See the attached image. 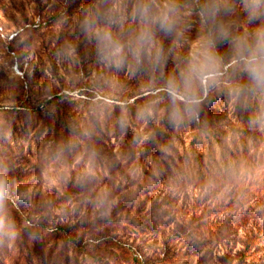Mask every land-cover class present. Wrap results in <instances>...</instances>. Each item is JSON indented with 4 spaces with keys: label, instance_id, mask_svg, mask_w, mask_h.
I'll list each match as a JSON object with an SVG mask.
<instances>
[{
    "label": "rangeland",
    "instance_id": "obj_1",
    "mask_svg": "<svg viewBox=\"0 0 264 264\" xmlns=\"http://www.w3.org/2000/svg\"><path fill=\"white\" fill-rule=\"evenodd\" d=\"M226 2L232 11L219 19L233 35L260 24L248 21L242 0ZM176 3L177 33L156 35L167 64L137 70L129 58L117 71L97 60L95 38L81 24L96 19L126 44L141 27L136 0H0V26L17 32L0 34V170L17 232L0 244V264H264V128L251 123L264 97L230 93V46H217L225 76L202 96L201 123L170 124L166 97L152 118L138 116L154 99L153 80L162 84L210 31L199 10L204 0ZM106 17L117 22L106 25ZM249 98L259 104L244 122L235 106ZM121 117L127 127L117 134L110 121ZM199 130L223 133L227 149L232 133L246 139L239 149L253 157L241 160L236 178H167L185 169L180 159ZM126 135L136 152L124 167ZM152 138L164 141L159 150ZM149 152L159 153L161 174Z\"/></svg>",
    "mask_w": 264,
    "mask_h": 264
},
{
    "label": "clouds",
    "instance_id": "obj_2",
    "mask_svg": "<svg viewBox=\"0 0 264 264\" xmlns=\"http://www.w3.org/2000/svg\"><path fill=\"white\" fill-rule=\"evenodd\" d=\"M242 8L249 22L260 21L252 33L233 35L220 21L221 13L228 14L232 6L226 0H204L200 5V14L210 26V31L192 48L190 54L176 62L175 70L161 79L157 85L152 82L150 99L139 111L141 119L152 118L159 104L166 97L168 101L167 118L173 126L186 119L198 120L202 96L216 88L223 80L224 58L217 51L219 44H228L231 50L232 75L236 77L230 93L240 96L243 92L258 93L264 97V0H242ZM179 8L176 0H168L159 6L156 0H136L134 15L141 27L136 35L123 43L109 27H100L96 19L86 18L81 28L91 33L96 41V58L109 68L117 71L128 66L129 58L137 70H159L167 64L168 55L157 42V32L165 36L177 33ZM112 17H106L104 23H116ZM246 78V83H240ZM264 128V109L251 121ZM121 128L127 127V121L121 117ZM8 179L6 169L0 170V244L13 240L16 225L8 214Z\"/></svg>",
    "mask_w": 264,
    "mask_h": 264
},
{
    "label": "trees",
    "instance_id": "obj_3",
    "mask_svg": "<svg viewBox=\"0 0 264 264\" xmlns=\"http://www.w3.org/2000/svg\"><path fill=\"white\" fill-rule=\"evenodd\" d=\"M203 100V99H202ZM259 104V101L256 99L252 101L251 98H249L247 101H240L235 106V111L237 112L239 119L246 122L247 120H250L254 110L257 108ZM202 118L199 116L198 122L201 123ZM111 127L115 129V132L118 134L120 130L122 129L120 127L119 121L117 119H112L110 121ZM196 123V124H197ZM195 124V121L194 123ZM196 124L194 126H196ZM223 133H220L217 130H211V131H198L197 134L191 139V144L193 146V149H191L189 152H186L185 158L186 161L184 162V159H180L183 164L185 165V169L182 170V172H175L169 171L167 178H172L171 180H186V179H211V180H217V179H230L239 175V168H240V162L242 159L251 160L253 155H248L244 150L239 149L238 145V139H240L241 143H245L246 139L237 133H232L230 135V140L233 141V145L230 149H227L222 144L224 143L223 139H221ZM129 139V136H125L123 138V141L121 144L127 146L125 150L122 152L121 159H124V156H128V159L124 162V167H127L130 163L133 157L135 156L136 150H134L129 143L126 141ZM152 141H154V147L158 148L159 150L164 141H161L155 138H152ZM229 142V141H228ZM227 142V144H228ZM207 145V149H204V146ZM146 155V159L152 163V161L156 164V171L157 173H160L161 168L164 166L162 163H159L162 159H156L155 157L159 155V153L155 152H149ZM147 164V163H146ZM148 166V165H147ZM168 166L166 165L165 168ZM165 175H163L164 178ZM144 182H146V177L144 179ZM174 182V181H173Z\"/></svg>",
    "mask_w": 264,
    "mask_h": 264
},
{
    "label": "built area",
    "instance_id": "obj_4",
    "mask_svg": "<svg viewBox=\"0 0 264 264\" xmlns=\"http://www.w3.org/2000/svg\"><path fill=\"white\" fill-rule=\"evenodd\" d=\"M38 25H40V19H39V18H36V19H35L34 26H38ZM0 34H1V36L4 37V38H9V39H11V38H13V37L17 34V32L15 31V32L8 33V32H6V31H4V29H3L2 26H0ZM10 53H11V54L13 55V57L15 58V60H14V67H15V69H16L18 72L23 73L22 69H23L24 64H23L22 60H20V59L18 58V55H17L16 51L12 50Z\"/></svg>",
    "mask_w": 264,
    "mask_h": 264
}]
</instances>
